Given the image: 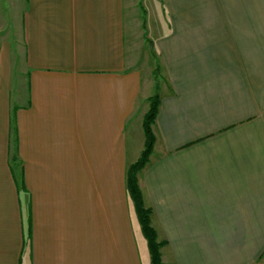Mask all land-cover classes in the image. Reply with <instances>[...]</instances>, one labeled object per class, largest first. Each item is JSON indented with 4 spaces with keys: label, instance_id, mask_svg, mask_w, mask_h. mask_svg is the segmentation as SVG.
Masks as SVG:
<instances>
[{
    "label": "crops",
    "instance_id": "0c3cea01",
    "mask_svg": "<svg viewBox=\"0 0 264 264\" xmlns=\"http://www.w3.org/2000/svg\"><path fill=\"white\" fill-rule=\"evenodd\" d=\"M138 1L24 0L0 29V264H151L125 175L151 50L137 177L163 263L264 264V0H155L154 35Z\"/></svg>",
    "mask_w": 264,
    "mask_h": 264
},
{
    "label": "trees",
    "instance_id": "16d2710c",
    "mask_svg": "<svg viewBox=\"0 0 264 264\" xmlns=\"http://www.w3.org/2000/svg\"><path fill=\"white\" fill-rule=\"evenodd\" d=\"M145 22V20H144ZM143 22V28L145 24ZM152 56L155 59V68L153 69V77L155 80V93L148 98L149 107L143 117L142 127L144 133V146L140 153V156L131 163L126 169V191L131 199L138 222L141 227L142 234L147 242L148 251L150 254L151 264H164L161 259V247L165 244L164 240H159L157 233L152 226L150 207H147L143 200V194L138 184V174L146 166L149 161V157L152 153L155 143V134L153 132V123L158 111L159 106V65L155 57L154 52L151 50ZM15 109L13 106L10 115V131H11V143L14 146L15 153L10 157L9 168L15 182L17 192L27 193V189L23 179V164L18 159L17 149V128L15 123ZM30 237V224L27 226V239Z\"/></svg>",
    "mask_w": 264,
    "mask_h": 264
},
{
    "label": "rangeland",
    "instance_id": "374dc122",
    "mask_svg": "<svg viewBox=\"0 0 264 264\" xmlns=\"http://www.w3.org/2000/svg\"><path fill=\"white\" fill-rule=\"evenodd\" d=\"M24 4H25L24 0H0V29L2 28L3 25H5L6 21L10 25L12 19H14L13 23L15 28H18L20 23L18 16L21 14L24 8ZM160 10H161L160 5L155 0H146V1L139 0L137 3L133 5V18L136 19L134 16L137 17L140 28H143V22L145 20L144 22L145 28H143V30H145V32L151 31V33L154 35L156 23L160 22V24L163 25L161 21L162 19L160 20L161 17ZM134 19H132V33L134 30L133 29ZM4 35L5 34L1 35L0 32V40ZM147 42H148L147 44H150L149 41ZM20 96L21 98L19 101L24 102L26 96L25 82H22L20 89Z\"/></svg>",
    "mask_w": 264,
    "mask_h": 264
}]
</instances>
